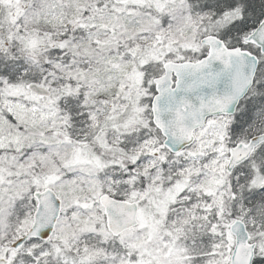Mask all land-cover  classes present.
Returning <instances> with one entry per match:
<instances>
[{
	"label": "snow or ice",
	"instance_id": "1",
	"mask_svg": "<svg viewBox=\"0 0 264 264\" xmlns=\"http://www.w3.org/2000/svg\"><path fill=\"white\" fill-rule=\"evenodd\" d=\"M0 264H264V0H0Z\"/></svg>",
	"mask_w": 264,
	"mask_h": 264
}]
</instances>
